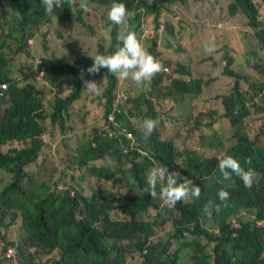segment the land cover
<instances>
[{
	"label": "trees",
	"instance_id": "trees-1",
	"mask_svg": "<svg viewBox=\"0 0 264 264\" xmlns=\"http://www.w3.org/2000/svg\"><path fill=\"white\" fill-rule=\"evenodd\" d=\"M227 1H230L226 6L228 15H244L245 30L264 51V0H208V3L215 8ZM3 2L14 12L11 17L0 19V86L3 83L9 86L0 97V148L14 143L22 148L0 150V173L11 176L9 184L0 191V222L11 216L4 228L7 234L20 219L26 238L17 246L9 244L6 236L0 237V264L7 262L10 249L15 251L13 260L17 256L18 264H25L26 258L34 260L55 254L57 257H52L50 264H128L129 259L135 264H183L186 260L191 264H264L260 261L264 230L244 218L253 209L264 217V146L259 148L256 141L249 142L247 135L242 134L251 109L264 107V57L260 51L252 52L245 46L251 55L246 75L234 70L235 58L226 54L223 76L233 79V87L220 88L222 98L214 95L205 100L196 94L201 90L202 79H190V71L180 62L160 61L161 72L150 82L153 88L158 82L167 83L162 94L164 101L175 106L173 101L189 106L194 101L190 108L194 112L219 101L211 113L204 110L209 116H194L193 130L187 129L189 138L221 123L225 128L201 136L200 145L192 146L182 140L186 133L183 129L171 140L162 139L160 130L164 128L165 138H169L171 128L156 118L159 122L151 136L145 138L130 119L141 118L139 115L147 110H154L159 116L163 111L161 101L149 99L146 94L134 98L135 86L130 79L121 80L104 68L96 73L87 71L97 53H111L121 46L118 33L122 26L109 27L110 39L95 44L100 39L84 19L83 10L80 16L62 17L55 34L54 25L38 39L35 19L46 17L40 0H0V7ZM85 2L86 6L95 5L97 11L107 12L112 0ZM125 3L135 12L129 21L130 30L137 37L157 42L165 10L187 0H125ZM103 16L109 26L107 14ZM66 23L72 29L63 27ZM143 45L155 56L154 49L145 42ZM19 56H26L27 60L18 72L11 71ZM166 68L172 73L165 72ZM92 80L99 84L98 95L85 89V81ZM248 84L256 92L255 97L248 92ZM192 95L196 97L194 100ZM250 103L253 104L249 106ZM174 108L168 114H176ZM96 123L106 125L107 137L97 138L95 146L86 145L73 156L77 170L87 169L98 177L87 184L85 193L81 189L54 190L35 177L39 173L32 169L38 163L41 165L48 157L53 159L61 143ZM127 128L137 140L129 156L123 154L128 142L122 132ZM228 134L233 144L226 147L224 138ZM215 136L221 142L218 145L209 142L208 148L207 139ZM77 148H69L68 154ZM223 149L225 152L218 156L217 152ZM225 154L238 158L245 170L258 174L252 189L245 188L240 178L230 182L223 179L218 160ZM104 159H110L116 168L103 166ZM64 162L67 165V160ZM153 167L178 172L177 182L192 180L201 189L200 197L189 195L170 206L160 191L166 178L158 181L154 194L144 192ZM119 171L124 172V178ZM42 175L55 181L57 171L42 168ZM110 182L119 193L108 188ZM228 184L229 199L225 206L217 194ZM123 189H127V194L121 192ZM209 212L215 232L203 221Z\"/></svg>",
	"mask_w": 264,
	"mask_h": 264
},
{
	"label": "rangeland",
	"instance_id": "rangeland-1",
	"mask_svg": "<svg viewBox=\"0 0 264 264\" xmlns=\"http://www.w3.org/2000/svg\"><path fill=\"white\" fill-rule=\"evenodd\" d=\"M230 2L227 1L225 4H216L215 8L208 3L207 0H187V3L174 4L170 10H165L164 12V22L166 23L165 32H160V40L153 42L151 39H145L143 36L138 38L142 40V43L145 42L146 46L155 50L154 54L159 59V61H164L165 64H169L172 61L180 62L184 64L186 70L190 71L189 78L192 80L202 79L201 81V90L196 94L201 100L208 98L211 91H213L212 96L217 95L222 98V91L220 88L226 87L231 89L233 87V79L223 76V71L225 70V59L224 56L228 54L230 57L235 58V64L233 66L234 70L243 73L246 75L248 73L247 63L251 57L250 53L245 46H248L252 52L255 50L260 51V56L264 57V51H262L255 41L251 38L249 33L245 30L244 24L247 21V18L242 14H237L235 17H230L226 9L227 4ZM224 9H221V7ZM82 9L75 8L74 15L80 16ZM13 12L5 2L2 3L0 7V19L8 16L11 17ZM104 14L107 12L97 11L95 5L85 6L84 9V19L89 22V24L94 27L93 32L96 34L97 38L100 39L98 43H103L106 40L110 39L111 29L109 28L107 22L103 20ZM58 17V22L60 23L61 17ZM72 15H67L70 17ZM55 25V28H54ZM57 23H55L54 18L51 19V23L48 26L37 25L36 32L38 39L44 35L49 30H53V34L56 31ZM63 27H69L72 29L71 25L68 23L63 24ZM209 37L215 38V49L212 53L204 52V44L209 42ZM242 44V45H241ZM27 57L22 56L18 57L17 61L12 63L11 71L18 72L22 62L26 61ZM262 64V63H260ZM180 68L178 67V70ZM161 72V71H160ZM167 73L171 72L166 71ZM172 73V72H171ZM163 74V70H162ZM176 77V76H175ZM174 77V78H175ZM173 78L170 77V80ZM131 81V80H130ZM135 86L132 87V92L134 98L137 95L144 96L145 94L149 99L155 101H161L163 106V113H168L172 108L175 109L177 114L181 116V119H178L177 116H167L169 119H162V125L165 122L171 123V133L169 138H165L164 128L160 130L161 138L164 140H171L170 138L175 137L176 132L180 129H183L186 133L182 136V140L186 141L192 146H199V140L201 136H208L215 132V130H222L225 128L222 123L218 124L212 130H200L196 133H193L192 139L189 138L187 129H192L196 123L194 116H209L206 115L204 110L211 113L212 108H215L219 101L212 102L209 108L200 109L193 113L190 110L191 105H186L183 102H175L171 104L170 101H164L162 99L163 91L167 87V83L161 82L155 84V88L150 81L144 83L142 86H137L135 82L131 81ZM248 92L252 96H256L249 84ZM210 96V97H212ZM178 97V95H176ZM196 97L192 95V100ZM261 100H256V103H260ZM168 103V104H166ZM253 103H250L252 105ZM209 105V104H206ZM158 109V108H157ZM156 109V110H157ZM264 107H258L257 109H251V115L245 119V132L243 135H247L249 142L256 141L259 148L264 146ZM154 110H147L145 114L150 113ZM213 116V115H212ZM217 116V115H215ZM203 121H208L205 119ZM132 124L142 132V122L138 125L137 120L133 117ZM228 127H231L230 121H228ZM103 124L96 123L95 126L90 127L86 131H81L73 134L72 139H68L65 143H61L59 148L54 152V158L50 159L49 157L41 163H38L32 170L35 174L39 173V176L35 175L36 178L42 182H46L52 186L54 190L62 189H81L85 193L87 184L94 182L98 177L94 174H90L87 169L77 170V164L74 162V154L78 155L80 150L89 144L95 143L99 135L103 136L102 131ZM84 142H87L83 144ZM209 142H213L218 145L221 140L218 136L207 139V147L209 148ZM225 146L228 147L233 144V141H230V134L224 138ZM251 143V144H252ZM83 144V145H81ZM81 145V146H80ZM80 146V147H78ZM22 148L21 144L14 143L1 147L0 150L8 152L13 148ZM78 147V148H77ZM69 148H77L68 154ZM225 152V149L217 152L218 156H222ZM65 160H67V165H65ZM103 166H111L114 169L116 168L115 164L110 159L103 160ZM95 165L98 162L94 163ZM89 166H93V163H90ZM98 166V165H97ZM42 168H45L47 171L49 169H55L57 171V177L55 181L50 180L49 176L42 175ZM119 176L125 177L123 171H119ZM79 182H78V181ZM11 181V176L2 172L0 173V191L6 187L7 184ZM108 188H113L116 192H120L117 187H112L110 182ZM121 192L127 194V189H123ZM118 214V213H114ZM212 212L208 213L203 221L207 222L211 231L215 232V229L211 227L212 225ZM246 221H251L254 219L253 215L250 213L244 214ZM11 216H5L4 220L0 222V237L6 236L9 244L19 245L24 243L26 238L25 232L23 231L21 220H17L15 225L11 227L7 234L4 233V228L9 224ZM218 232H216L217 234ZM211 256L213 254V246L211 248ZM2 253V246L0 243V254ZM52 257H57L53 255ZM52 257L39 256L38 258L31 260L25 259V264H50ZM7 260V259H6ZM5 264H18V257L14 260H7ZM128 264H135L131 259L128 260ZM183 264H191L190 260H186Z\"/></svg>",
	"mask_w": 264,
	"mask_h": 264
},
{
	"label": "clouds",
	"instance_id": "clouds-1",
	"mask_svg": "<svg viewBox=\"0 0 264 264\" xmlns=\"http://www.w3.org/2000/svg\"><path fill=\"white\" fill-rule=\"evenodd\" d=\"M208 1V0H207ZM230 2V1H229ZM42 11L45 16L38 17L35 19V25H45L48 26L51 23V19L54 18L55 23L59 25L58 17L62 15H74V9L79 8L84 10L86 6L85 0H40ZM135 16V12L131 11L125 3V0H112V3L107 11V19L110 21L109 27L122 26V30L118 33V39L121 41V46L111 53H97L92 58V65L87 69L89 73L99 72L101 68L106 69L108 72L116 75L121 80L130 79L135 82L139 87L144 83L150 81L162 68L159 59L154 56L142 43V41L137 37V34L130 30L129 21ZM64 17V16H63ZM50 18V22L48 20ZM62 18V17H61ZM165 17L163 16L161 24V32L166 33V23L164 22ZM215 38L209 37V42L204 44V52L212 53L215 49ZM169 71V70H168ZM9 89L7 83H3L0 86V97H3L6 91ZM85 89L90 91L92 94H99L100 87L99 84L92 81H85ZM213 91L210 92L207 99L212 96ZM139 117H134L139 125L141 122L145 138L151 136L157 123L162 119H169L167 116H172L168 113H161L159 116L153 111L147 114L139 115ZM144 116H149L151 118H144ZM159 118L158 120H155ZM132 122V118L130 119ZM165 127L171 128V123H163ZM134 126V125H133ZM135 127V126H134ZM138 131V127H135ZM103 137H107L106 125L102 127ZM122 134L124 139L128 142L127 145L123 147V154L129 156L133 148L137 145V140L135 135L125 129ZM102 137L99 135L97 138ZM93 146L96 143H92ZM218 167L225 181L230 182L231 180H236L240 178L243 182L245 188L252 189L256 183L253 179L258 178V174L251 169L245 170L238 158L231 154H225L222 158L218 160ZM178 172H169L167 167H153L148 175V188L144 192H148L151 195L154 194L153 190L156 188L158 181L166 178V185L161 187V196L166 199L170 206H175L177 201H182L185 197L191 195L194 198H199L201 194V189L199 186L193 184L192 180H183L177 182L179 177ZM230 184L226 185L218 191V198L221 202L227 206L229 199V191L227 188ZM143 192V193H144ZM142 194V193H141ZM208 211V207L205 208ZM254 219L249 221L253 226L262 228L264 230V217L259 215L257 209H253L252 214ZM264 239V237H263ZM218 245L215 244L216 248ZM12 252L11 257H8L9 252ZM15 256V251L10 249L6 254L7 260H13ZM260 261H264V243L262 247V253L260 255Z\"/></svg>",
	"mask_w": 264,
	"mask_h": 264
},
{
	"label": "crops",
	"instance_id": "crops-1",
	"mask_svg": "<svg viewBox=\"0 0 264 264\" xmlns=\"http://www.w3.org/2000/svg\"><path fill=\"white\" fill-rule=\"evenodd\" d=\"M193 105H195V102L193 101V103H192V105H191V107H193ZM193 113H195L194 111H193ZM177 116L178 117V119H181V117H179L180 115L179 114H172V116Z\"/></svg>",
	"mask_w": 264,
	"mask_h": 264
},
{
	"label": "built area",
	"instance_id": "built-area-1",
	"mask_svg": "<svg viewBox=\"0 0 264 264\" xmlns=\"http://www.w3.org/2000/svg\"><path fill=\"white\" fill-rule=\"evenodd\" d=\"M168 70H169V69L166 68V71H168ZM11 254H12V252L10 251L9 254H8V257H9V258L11 257Z\"/></svg>",
	"mask_w": 264,
	"mask_h": 264
}]
</instances>
